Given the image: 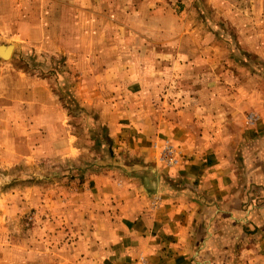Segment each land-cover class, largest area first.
Masks as SVG:
<instances>
[{
	"label": "rangeland",
	"instance_id": "374dc122",
	"mask_svg": "<svg viewBox=\"0 0 264 264\" xmlns=\"http://www.w3.org/2000/svg\"><path fill=\"white\" fill-rule=\"evenodd\" d=\"M0 45V264L157 263L119 202L179 127L243 191L193 264H264V0H0Z\"/></svg>",
	"mask_w": 264,
	"mask_h": 264
},
{
	"label": "crops",
	"instance_id": "0c3cea01",
	"mask_svg": "<svg viewBox=\"0 0 264 264\" xmlns=\"http://www.w3.org/2000/svg\"><path fill=\"white\" fill-rule=\"evenodd\" d=\"M263 122L264 115L260 124ZM182 129H175L177 135L172 136L182 149L188 147L185 151L191 154L190 160L169 169L159 163L148 143L145 163L148 172L129 179L133 184L129 185L131 190L126 187L128 193L124 198L129 201L119 202L132 216L127 229L129 237L123 241V247L134 248L133 253L138 255L147 252L151 256L157 238L163 256L155 264H193L199 233L206 228L212 230L219 214L227 217L241 211L237 209L243 197L239 189L241 177L232 158L225 159L214 149L206 157L195 152L193 156V143L186 141L188 133ZM150 136L155 134L148 133L149 140ZM260 148L263 153L264 147ZM157 197L158 203L154 200Z\"/></svg>",
	"mask_w": 264,
	"mask_h": 264
},
{
	"label": "bare ground",
	"instance_id": "6f19581e",
	"mask_svg": "<svg viewBox=\"0 0 264 264\" xmlns=\"http://www.w3.org/2000/svg\"><path fill=\"white\" fill-rule=\"evenodd\" d=\"M13 49V46L9 45V47L7 46H4V45H0V55L2 57L6 56V57H10L11 54H12V50ZM4 57V58H6Z\"/></svg>",
	"mask_w": 264,
	"mask_h": 264
},
{
	"label": "built area",
	"instance_id": "2783aa9c",
	"mask_svg": "<svg viewBox=\"0 0 264 264\" xmlns=\"http://www.w3.org/2000/svg\"><path fill=\"white\" fill-rule=\"evenodd\" d=\"M140 264H145L143 261Z\"/></svg>",
	"mask_w": 264,
	"mask_h": 264
}]
</instances>
